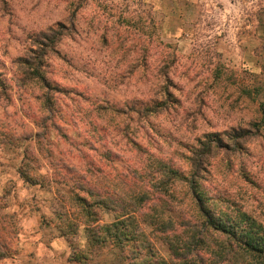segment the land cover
Segmentation results:
<instances>
[{"label":"trees","instance_id":"obj_1","mask_svg":"<svg viewBox=\"0 0 264 264\" xmlns=\"http://www.w3.org/2000/svg\"><path fill=\"white\" fill-rule=\"evenodd\" d=\"M67 11V25L57 23L29 36L23 53L10 59L11 78L0 75V97L7 107L13 106L12 89L37 104L38 115L30 118L36 130L30 133L36 150H30L36 156L27 147L17 172L26 185L53 193L59 201L58 208L42 216L41 226L55 230L72 248L67 264H91L102 252L111 257L106 264H264V207H258L264 203V179L239 162L237 171L233 169V160L245 150L240 141L262 134L264 102L258 103V98L264 87L239 85L234 69L217 64L212 84L256 106L259 121L234 133L195 135L191 144L176 139L180 149L166 155L148 131L158 135L152 118L174 108L167 83L176 62L174 53L159 59L157 99L113 104L105 97H92L86 87L60 81L67 77L51 67L54 61L73 68L59 49L66 39L73 40L77 26V9L69 6ZM121 24L131 28L134 22ZM111 26L114 47L124 50L131 33ZM151 28L150 45L170 49L158 38L154 22ZM99 39L107 43L106 36ZM137 63H129L128 69L145 67ZM70 111L87 125L84 135L74 133V139L64 127ZM54 137L69 146L70 159H54L44 145L47 141L50 147ZM28 139L0 121V148L14 149ZM36 157L46 160L50 178L41 172ZM118 164L125 166L119 170ZM4 218L0 215V260L13 253L16 236L15 225ZM82 228L81 248L76 239Z\"/></svg>","mask_w":264,"mask_h":264},{"label":"rangeland","instance_id":"obj_2","mask_svg":"<svg viewBox=\"0 0 264 264\" xmlns=\"http://www.w3.org/2000/svg\"><path fill=\"white\" fill-rule=\"evenodd\" d=\"M69 6L78 11L77 26L73 40L66 39L59 49L73 68L54 61L51 67L60 70L61 77H67L60 81L86 87L92 97H105L113 104L141 97L157 99L161 85L159 59L174 53L176 62L167 80L174 108L152 118L155 131L159 130L171 146L146 128L166 155L180 149L176 139L191 144L195 135L234 133L259 121L256 106L239 101L236 93L216 87L210 76L221 63L235 70L237 84L264 87V0H0V75L11 78L10 59L23 53L29 36L57 23L67 25ZM125 20L133 21V27L122 25ZM151 22L156 24L158 38L170 49L150 45ZM111 25L131 33L124 50L114 47ZM100 36H106L107 43L103 44ZM133 37L137 38L135 42ZM136 61L145 67L130 71L128 64ZM11 96L10 107L0 97V121L14 128L18 137L29 139L14 149L0 148V215L16 227L13 253L1 259L0 264H67L72 248L55 230L41 226L42 216L58 208L59 201L53 193L26 185L17 172L24 150L35 149L30 133L36 130L30 118L38 115V107L31 97L13 89ZM62 102L72 107L66 99ZM260 102H264V92L258 98ZM66 115L64 127L69 138L74 139L77 132L83 136L87 125L80 121L81 116L72 111ZM240 143L245 145L246 153L235 157L234 171L241 163L264 179V128L261 136ZM49 144L50 147L44 142L56 161L70 159V148L60 138L54 137ZM126 147H122L124 153ZM37 160L41 172L50 178L46 160ZM118 166L120 170L125 165ZM259 206L264 207V203ZM76 241L79 247L84 246L83 228ZM102 253L91 264L111 260L109 254Z\"/></svg>","mask_w":264,"mask_h":264}]
</instances>
